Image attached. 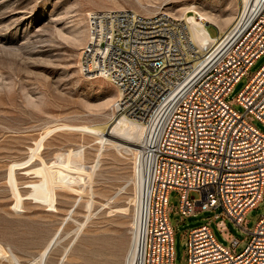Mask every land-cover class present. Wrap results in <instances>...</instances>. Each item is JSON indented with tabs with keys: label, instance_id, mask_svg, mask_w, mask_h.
<instances>
[{
	"label": "rangeland",
	"instance_id": "374dc122",
	"mask_svg": "<svg viewBox=\"0 0 264 264\" xmlns=\"http://www.w3.org/2000/svg\"><path fill=\"white\" fill-rule=\"evenodd\" d=\"M192 4L216 15L239 12L238 0H0V264L128 263L139 195L133 180L136 161L127 143L109 136L114 133L111 120L120 113L106 101L116 87L105 77L87 74L80 63L91 32L88 13L122 8L145 15L160 11L185 23L178 15ZM218 26L207 25L212 36L221 31ZM263 64L264 53L239 79L229 99ZM234 107L245 110L239 103ZM254 122L264 131L262 121ZM99 126L103 127L99 132L92 128ZM100 134L109 138L108 144ZM112 140L122 144L116 146ZM82 147L85 190L77 184L48 185L44 169L53 165L57 154ZM180 201V192L172 189L175 263L188 264L185 232L222 209L204 210L182 221L175 210ZM263 214L264 201L248 212V227L253 228ZM222 218L211 225L217 238L230 245L216 223ZM225 221L242 239L237 250H244L248 232L230 218Z\"/></svg>",
	"mask_w": 264,
	"mask_h": 264
},
{
	"label": "built area",
	"instance_id": "2783aa9c",
	"mask_svg": "<svg viewBox=\"0 0 264 264\" xmlns=\"http://www.w3.org/2000/svg\"><path fill=\"white\" fill-rule=\"evenodd\" d=\"M90 31L83 70L109 78L120 94L113 109L144 124L135 264H176L172 189L181 195L182 221L222 209L185 232L188 264H264V214L253 228L247 219L264 201V131L254 122L264 123V64L229 99L264 53V0H251L202 50L185 23L162 12L100 10ZM219 217L230 245L211 225ZM225 218L248 232L244 250Z\"/></svg>",
	"mask_w": 264,
	"mask_h": 264
},
{
	"label": "bare ground",
	"instance_id": "6f19581e",
	"mask_svg": "<svg viewBox=\"0 0 264 264\" xmlns=\"http://www.w3.org/2000/svg\"><path fill=\"white\" fill-rule=\"evenodd\" d=\"M250 1L251 0H238V8H237V11H239L238 14L242 11L243 8L247 7ZM159 12L160 11H158L157 13ZM96 14H97V11H89L88 15L90 17L91 24L93 21V17ZM178 17L185 21V24L187 25L192 41L198 47L199 50H202V47H204L209 42L215 41L219 35H221L222 33L226 32L229 29V27L233 24V21L236 18V14H234V11L231 10L225 16L216 15L211 10L205 9L204 7L199 8V6L192 4L189 7H185L182 13L178 15ZM209 23L219 25L218 27H220L221 31H219L216 36H212L209 33L208 28H207V25ZM89 39H90V33L88 31V37L86 38V43H88L87 41H89ZM105 79L110 80L107 77H105ZM119 96L120 94L117 89L114 96L111 99L106 101V105L115 104ZM111 122L114 123V126L111 130L114 133H109V136H111L114 139H118V140H121L127 143L126 149L129 150V152H133L135 156V161H136L135 162L136 172L133 177V180L135 181L136 186L139 187L138 188L139 195L137 198V202L135 203L137 205L135 207V216L133 215L134 216L133 218L134 219L133 220L134 241H133V245L130 251L129 260L127 263V264H135L137 226H138V218H139L138 216L139 215V203H140L141 188H142V172L138 165V152L140 151V147L142 143L144 124L141 121L134 119L132 117H129L128 115L124 113L117 114L116 116H114ZM99 127H92V128L96 129L97 132H99L100 130L103 129V127H100V128ZM99 139H101L102 142H106L109 140V138L108 140H106L103 134H100ZM110 143L115 144L116 146L122 144L121 142H120L121 144H119V142H115L113 140ZM116 143H118V145ZM83 152L84 151L82 147V149H76V150L73 149L71 151L68 150V152L62 151L59 154H57V158L55 159L53 165L48 166L46 169H44L46 182L49 183L48 185H54L57 187H72L73 185L77 184L78 186H81L82 191H83L85 186L88 184V180L87 178H85L86 175L84 173L86 165L82 158ZM94 166L95 164H93L92 167ZM91 205L92 203L89 202L88 206H91ZM83 224L84 223H82V225ZM48 249H49V246L46 247V250L43 252V255L48 251Z\"/></svg>",
	"mask_w": 264,
	"mask_h": 264
}]
</instances>
